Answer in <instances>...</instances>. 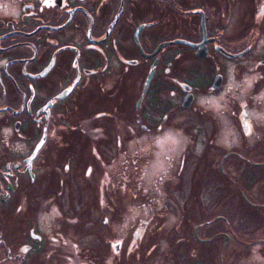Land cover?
<instances>
[{
  "label": "flooded vegetation",
  "instance_id": "obj_1",
  "mask_svg": "<svg viewBox=\"0 0 264 264\" xmlns=\"http://www.w3.org/2000/svg\"><path fill=\"white\" fill-rule=\"evenodd\" d=\"M263 92L264 0H0V264H151L153 253L160 264H214L215 251L264 249V237L241 238L240 213L202 214L168 248L164 204L119 238L120 187L104 180L124 142L190 114L197 144L202 116L213 127L208 168L215 151L228 201L264 220ZM207 97L211 109L197 106ZM231 139L239 147L219 154ZM196 200L179 223L198 219Z\"/></svg>",
  "mask_w": 264,
  "mask_h": 264
},
{
  "label": "rangeland",
  "instance_id": "obj_2",
  "mask_svg": "<svg viewBox=\"0 0 264 264\" xmlns=\"http://www.w3.org/2000/svg\"><path fill=\"white\" fill-rule=\"evenodd\" d=\"M240 94L242 96L247 95L248 91ZM225 99L226 96H222L219 103ZM262 99H264V92L259 100ZM213 103L214 100L212 98H200L197 106H202L207 110L211 109ZM216 106L219 107L218 104ZM257 111L254 116L260 120L264 127V107L259 105V110ZM219 114L220 112H217L216 116H220ZM179 118L180 120H178ZM191 118L190 114H180L176 119V122H180V125L165 124L160 132L158 131L155 135L144 134L138 139L124 142L120 147L123 148V152L118 149L120 152L117 151L119 152L117 156L112 155L109 158L110 166L106 170L107 176H104V180L106 184H118L120 187L121 193H119L118 202L121 203V206L117 212L119 214V226H117L120 231L118 234L119 238L126 233L125 231L122 232V228L127 231L126 225L136 222L133 220L135 219L134 217H143L145 221L147 215L144 214L142 216L144 211L150 215L157 214L163 204L164 209L169 214L166 215L167 219L164 224L167 230L165 245L168 248H172L174 244V236L177 234L176 228H179V226L183 228L186 222L190 227L196 221L202 222V214L210 215L215 213L233 217L236 213H240L236 215L235 219L239 218V220L235 223L242 226L239 232L240 235L242 234L241 238L244 240H246L245 237L257 240L260 237H264V220L257 221L253 217L247 216L253 211L241 204L237 199L228 201L231 195L229 190L233 188H224V185L228 183L220 175L218 169L221 157L215 151L214 158L212 156L208 157L209 162L212 161L216 168L212 169L208 168L206 164L207 156H202L205 147L207 148L206 143L212 134L213 127L209 124L206 117L196 116L193 118L199 120V138L196 144L190 140L192 138L190 134L192 135L195 130H192ZM218 124L221 128H224L221 133L222 139H224L226 138V131L224 130L228 123H226L225 119L219 118ZM215 126L217 127L218 125ZM187 134H189L188 137ZM233 138L235 137L233 136ZM216 145H218V141L215 143V147ZM220 146L226 149L221 150L219 154L239 147L233 139L230 142L226 140L220 141ZM224 165L230 169L228 171L230 177L234 180H239L240 174L239 170H237L239 168L235 169V166L230 164L228 160ZM262 172V175L260 173L255 175L257 181L255 184L264 186V171ZM133 191L135 197L141 198V202L136 200V198L134 200V197L129 195ZM190 196L197 198L196 202L198 203L194 204V208L198 207V209L192 210L194 213L199 214L198 219L179 223L177 221V215L180 213L179 207L184 206L185 208L187 204H190ZM67 210L68 208L65 209V211ZM59 219V217L58 219L54 218L55 222ZM263 250L261 247L252 246V248L245 249L237 255L236 253L235 255L230 254V251H226V253L218 252L207 259L214 261V264H219L222 261L226 264H264V255L261 254V251L264 253ZM204 254L199 256H204ZM205 255L207 257V254ZM151 260V264H160L163 259L153 253Z\"/></svg>",
  "mask_w": 264,
  "mask_h": 264
},
{
  "label": "water",
  "instance_id": "obj_3",
  "mask_svg": "<svg viewBox=\"0 0 264 264\" xmlns=\"http://www.w3.org/2000/svg\"><path fill=\"white\" fill-rule=\"evenodd\" d=\"M160 49H161V47H159V48L156 50L155 53H158V52L160 51ZM154 55H155V54H154ZM151 57H153V56H151ZM152 76H153V72H151V74H150L149 77H148V80H147V82H146V87L148 86V84H149V82H150ZM191 103H192L191 98H188V99L186 98L185 101H184V108H188V107L190 106Z\"/></svg>",
  "mask_w": 264,
  "mask_h": 264
},
{
  "label": "trees",
  "instance_id": "obj_4",
  "mask_svg": "<svg viewBox=\"0 0 264 264\" xmlns=\"http://www.w3.org/2000/svg\"><path fill=\"white\" fill-rule=\"evenodd\" d=\"M249 209H250V208H249ZM251 210H252L253 212H250V213H252V214H254L255 216H257V214H256V213H257V211H259V210H258V209H255V208H254V209H251ZM263 251H264V250H263ZM216 253H218V251H215V254H216ZM261 254H263V255H264V253H263V252H262Z\"/></svg>",
  "mask_w": 264,
  "mask_h": 264
},
{
  "label": "snow or ice",
  "instance_id": "obj_5",
  "mask_svg": "<svg viewBox=\"0 0 264 264\" xmlns=\"http://www.w3.org/2000/svg\"><path fill=\"white\" fill-rule=\"evenodd\" d=\"M246 127H247V125H246Z\"/></svg>",
  "mask_w": 264,
  "mask_h": 264
}]
</instances>
